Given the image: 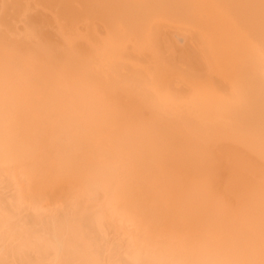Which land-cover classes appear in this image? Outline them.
Returning a JSON list of instances; mask_svg holds the SVG:
<instances>
[{"label":"bare ground","instance_id":"6f19581e","mask_svg":"<svg viewBox=\"0 0 264 264\" xmlns=\"http://www.w3.org/2000/svg\"><path fill=\"white\" fill-rule=\"evenodd\" d=\"M0 264H264V0H0Z\"/></svg>","mask_w":264,"mask_h":264}]
</instances>
